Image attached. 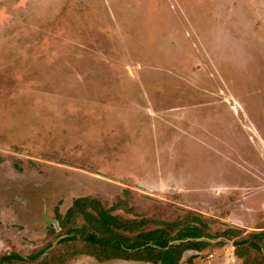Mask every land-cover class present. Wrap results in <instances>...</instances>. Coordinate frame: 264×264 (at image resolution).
<instances>
[{"label":"rangeland","instance_id":"obj_1","mask_svg":"<svg viewBox=\"0 0 264 264\" xmlns=\"http://www.w3.org/2000/svg\"><path fill=\"white\" fill-rule=\"evenodd\" d=\"M85 196L146 230L218 217L212 264H245L216 236L264 224V0H0V255Z\"/></svg>","mask_w":264,"mask_h":264},{"label":"trees","instance_id":"obj_2","mask_svg":"<svg viewBox=\"0 0 264 264\" xmlns=\"http://www.w3.org/2000/svg\"><path fill=\"white\" fill-rule=\"evenodd\" d=\"M80 217L84 221L81 225ZM55 220L59 231L53 228L54 240L66 237L51 252L42 257L53 241L27 257L17 253L0 255V264H68L80 256L94 257L100 262L120 259L179 264L185 252L203 251L211 246L209 239L214 238L211 224L216 218L190 213L183 222H161L163 226L146 230L153 219L115 215L99 199L85 196L76 198L64 214L56 208ZM183 223L186 225L177 229ZM216 237L233 241L235 254L244 258L246 264H264V230L245 234L242 229L230 227Z\"/></svg>","mask_w":264,"mask_h":264},{"label":"crops","instance_id":"obj_3","mask_svg":"<svg viewBox=\"0 0 264 264\" xmlns=\"http://www.w3.org/2000/svg\"><path fill=\"white\" fill-rule=\"evenodd\" d=\"M237 202H242V200H236ZM243 202H244V200H243ZM243 206V208H245L247 205L246 204H244V205H241V207ZM261 207H263L264 208V204H262L261 205ZM254 208H258V207H256L255 205L254 206H252L250 209H254ZM249 209V210H250ZM245 210H246V208H245ZM244 213H246V212H242V211H240V214H238L239 216L238 217H236V218H234V217H232V218H234V219H232L234 222H233V224L234 225H232L233 227H236V228H239V229H242V230H244V233L246 234V233H249V232H255V231H260V230H264V224L262 225V224H260V225H256V226H252V225H250V224H248V220L249 219H247L246 220V218L243 216V214ZM241 215V216H240ZM263 216V215H262ZM218 217H216V219H217ZM252 220V219H251ZM227 243H229L228 244V246L227 245H225V247L226 248H229V247H231V246H233L234 247V249H236V247L233 245V241H231V240H229ZM52 247V246H51ZM50 247V248H51ZM224 248V247H223ZM215 250L216 249H214V248H207V249H205V250H203V251H195V250H189V251H187V252H185L184 254H183V257H182V259H181V261L179 262V264H200V259H198V257L199 256H203L204 257V261L203 262H205V261H207L208 262V264H212V262L211 261H213V260H215L216 258H217V256H216V254H215ZM223 251H225V252H227V250L226 249H224ZM234 252V254L233 255H235L236 256V254H235V250L233 251ZM228 255H230V256H225V257H228V259H234L233 258V255H231L229 252H228ZM81 257V256H80ZM224 258V257H223ZM222 258V259H223ZM221 259V260H222ZM202 260V259H201ZM241 260L244 262V258H241ZM123 261H125V262H137V261H126V260H123ZM231 261H233V260H231ZM245 263V262H244ZM150 264H153V263H150ZM202 264H204V263H202ZM246 264V263H245Z\"/></svg>","mask_w":264,"mask_h":264},{"label":"water","instance_id":"obj_4","mask_svg":"<svg viewBox=\"0 0 264 264\" xmlns=\"http://www.w3.org/2000/svg\"><path fill=\"white\" fill-rule=\"evenodd\" d=\"M59 240H60V238L57 239V240L53 243L52 247L49 248V249L44 253V255H46L51 249H53V248L55 247V245L58 243Z\"/></svg>","mask_w":264,"mask_h":264}]
</instances>
